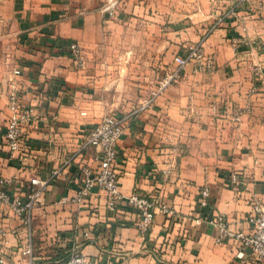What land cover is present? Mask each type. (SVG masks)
Returning a JSON list of instances; mask_svg holds the SVG:
<instances>
[{
    "label": "crops",
    "instance_id": "1",
    "mask_svg": "<svg viewBox=\"0 0 264 264\" xmlns=\"http://www.w3.org/2000/svg\"><path fill=\"white\" fill-rule=\"evenodd\" d=\"M104 1L0 0V178H12L6 190L21 196L30 178L49 180L29 226L2 208L0 225L8 234L0 240V264H49L61 247L100 264H255L236 242L217 244L216 229L194 219L221 213L247 231L250 204L264 200V0H120L112 16L101 13ZM141 17L150 19L161 39L149 51L152 61L162 56L169 64L164 72L197 42L215 59L213 72H197L189 62L176 83L127 122L118 142L121 192L153 197L175 210L172 216L157 212L145 234L134 209L110 211L103 194L61 202L79 189V167L96 164L94 148L80 153L79 147L109 114L97 89L115 77L108 63L99 69L103 60L97 63L94 55L104 27ZM73 42L83 52L82 68L69 56ZM15 69L20 73L14 75ZM11 80L22 102L36 110L13 155L2 145ZM155 85L141 90L138 103ZM247 100L252 110L238 126L211 109ZM203 187L209 189L206 207L199 203ZM27 238L30 256L22 253Z\"/></svg>",
    "mask_w": 264,
    "mask_h": 264
},
{
    "label": "built area",
    "instance_id": "2",
    "mask_svg": "<svg viewBox=\"0 0 264 264\" xmlns=\"http://www.w3.org/2000/svg\"><path fill=\"white\" fill-rule=\"evenodd\" d=\"M119 3L120 0H105L100 9L101 13L112 16L116 12ZM68 53L78 68L84 66L83 52L77 43L73 42L68 45ZM173 61L175 64L174 68L162 75L156 82L155 87L139 101L137 108L129 115L106 114L88 131L84 142L79 147V151L82 153L89 147L94 148L93 160L96 164L94 166L81 165L79 167V189L71 198L63 196L61 202L69 200L80 202L95 192L103 194L105 206L108 210L114 211L122 205L130 207L137 212L136 226L141 234L148 232L157 212L165 216H172L175 213L173 207L159 202L156 198L136 192L124 195L120 190L119 172L116 168L118 142L123 135L125 125L138 111L151 106L157 96L176 83L180 79L182 70L189 62L193 63V68L197 72H213L215 70V59L204 52L202 42L189 45L185 53L174 56ZM19 73L18 69L13 70L14 75ZM6 97L9 115L2 145L9 155H13L21 149L25 142L27 127L35 121L36 110L22 102L20 90L13 80L8 84ZM211 109L215 113H220L221 117L231 124L238 126L243 115L251 112L252 105L250 100H247L241 105L233 104L225 107L213 104ZM57 173L58 170L54 171V174ZM163 173L167 176L170 173V169L163 170ZM231 180L236 184L238 175L233 173ZM48 182V178H30L29 188L21 196L9 193L6 190V187L13 183L12 178H0V212L6 206L22 223L29 226L32 211L40 204ZM208 198L209 189L203 187L200 191V205L203 207L208 206ZM246 219L250 225L247 231L234 228L221 213L212 217H197L194 219V223L205 222L213 226L216 229L215 242L217 244L225 241H234L240 248L247 251L249 258L255 264H264V200H255L250 204ZM7 234L8 231L0 225V240L4 239ZM22 253L28 256L32 254L30 238H27ZM237 255L243 256V252L239 251ZM52 264L100 263L83 252L73 249L66 260L55 261Z\"/></svg>",
    "mask_w": 264,
    "mask_h": 264
},
{
    "label": "rangeland",
    "instance_id": "3",
    "mask_svg": "<svg viewBox=\"0 0 264 264\" xmlns=\"http://www.w3.org/2000/svg\"><path fill=\"white\" fill-rule=\"evenodd\" d=\"M103 32L105 34L103 42H107L109 47L105 48L102 42L94 55L97 63L103 60L99 69L105 71L107 69L105 65L108 63L110 66L108 70L115 78L99 85L97 97L108 109L109 114H123L134 110L141 90L152 83L156 84L169 64L166 65L162 56L157 62L152 61L150 57V46L161 39L152 33L148 18L141 17L139 21L127 23L115 19L110 25H105ZM260 40L264 42L263 39ZM171 42L177 44L175 41ZM134 74L142 75V81L134 79L136 77ZM61 248L63 251L60 252L61 255H57V260L69 257L71 253L69 250L64 251L67 250L66 247Z\"/></svg>",
    "mask_w": 264,
    "mask_h": 264
},
{
    "label": "trees",
    "instance_id": "4",
    "mask_svg": "<svg viewBox=\"0 0 264 264\" xmlns=\"http://www.w3.org/2000/svg\"><path fill=\"white\" fill-rule=\"evenodd\" d=\"M67 258H68V257H66L65 259H60V261H61V260H66ZM57 259H58V258H57ZM57 259H55V260H54V259L50 260L51 262H49V264H52V263L55 262V261H59V260H57Z\"/></svg>",
    "mask_w": 264,
    "mask_h": 264
}]
</instances>
